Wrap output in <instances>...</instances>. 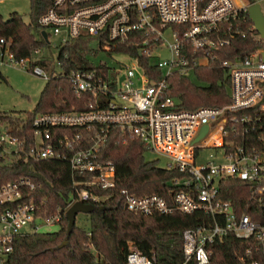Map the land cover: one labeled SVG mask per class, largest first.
Masks as SVG:
<instances>
[{"label": "built area", "instance_id": "2783aa9c", "mask_svg": "<svg viewBox=\"0 0 264 264\" xmlns=\"http://www.w3.org/2000/svg\"><path fill=\"white\" fill-rule=\"evenodd\" d=\"M48 1L49 6L37 18L47 37L50 33L60 35L62 44L81 34L99 35L104 41L100 49L107 53L114 52L118 43L137 45L139 54L149 57L163 76L147 74L137 57L126 53H121L126 60L115 59L116 66L107 63L106 69L70 70L67 77L71 88L77 97L87 95L86 107L35 115L31 121L34 142L30 146L5 127L0 129V157L68 159L72 172L85 176L74 180L75 185L83 186H76L70 205L75 201L98 202L102 196L88 185H116L113 162L100 159L98 151L109 128L117 126L139 137L147 149L168 158V167L187 173L172 181L187 188L172 191L171 200L157 193L138 195L121 189L126 209L147 215L203 210L213 216L211 225L184 231L182 264L189 259L195 264H218L211 260L212 249L206 244L227 234L246 242L238 256L239 264H264V219L238 210L231 200L219 195L218 186L222 178L238 177L252 184V198L262 201L264 197V136L252 144L228 139L233 131L228 128L231 122L264 125V39L250 16L251 22L245 28L249 6L258 5L264 15V0ZM251 30L256 32L253 35L259 45L244 56L219 63L228 73L229 103L181 109L166 93L169 74H188L206 65L215 59L219 49L229 46L235 37H246ZM164 48L169 55L153 60L155 51ZM39 51L36 48L28 56L17 58L10 50V40L0 37V66L23 64L46 81L50 73L30 64ZM203 125L207 129L198 138ZM82 128L93 131V142L73 149V144L81 140ZM65 129L72 132L61 134ZM201 148H211L215 154H210L207 164L198 165ZM39 186L26 176L0 186V204L8 203L0 211V264L5 260L2 256L12 252L17 235L59 223V212L39 215L35 199H22L28 190ZM129 248L124 264H157L154 257L143 254L136 246Z\"/></svg>", "mask_w": 264, "mask_h": 264}, {"label": "trees", "instance_id": "16d2710c", "mask_svg": "<svg viewBox=\"0 0 264 264\" xmlns=\"http://www.w3.org/2000/svg\"><path fill=\"white\" fill-rule=\"evenodd\" d=\"M31 11L28 22L20 14L12 12L6 20L0 14V37L10 40V50L17 57H26L36 49L47 46V39L41 35L37 18L49 6L48 0H30ZM246 15V14H245ZM251 20L245 18V28ZM247 30V28H246ZM252 32V34H251ZM251 30L246 37H235L231 44L216 52L215 59L193 70L195 83L188 74L171 73L166 77L168 89L183 109H196L200 106L217 107L230 101L227 70L219 65L222 59L244 56L259 45ZM101 36L81 34L71 37L59 45L58 64L60 72L54 71L53 61L48 56H38L31 66L39 65L50 73L45 81L34 107L26 111L6 112L0 109V125L8 133L25 141V146L33 144L32 119L38 113L64 110H81L86 107L87 95L77 97L67 77L70 70L103 68L105 61L95 62L103 44ZM118 53L137 57L144 71L152 77L161 78L163 72L150 60L141 56L137 45L118 43L114 47ZM97 64V65H96ZM264 100V98H263ZM233 131L228 139L238 143H257L264 136V125L252 126L241 121L228 124ZM248 128V129H247ZM247 129V131H246ZM69 133L72 130H61ZM71 131V132H70ZM79 142L73 149L93 142V131L82 128ZM92 138V140H91ZM107 139L101 143L99 158L111 160L115 169V187L102 188L88 185L102 196L91 212H88L90 227L73 225L68 232L66 209L75 195L74 180L83 179L84 174H74L68 159H28L22 156L0 157V186L20 176L30 177L39 187L30 189L22 199L33 198L39 215L59 212L61 219L56 230H33L15 237L13 250L2 264H124L130 246H136L143 254L154 257L157 264H182L184 231L204 224L213 223V216L203 210L193 212L173 211L167 214H142L124 207L121 189L138 195L157 193L171 200L172 191L183 190L185 185H174V178H183L187 173L176 167H161L156 160H147V147L139 137L124 133L119 127L109 128ZM86 185V184H85ZM219 195L231 200L238 210L250 213L253 218L264 219V197L262 201L252 198V184L238 177L219 180ZM7 204H0V211ZM66 242V243H65ZM245 240L227 234L208 242L212 249L211 260L218 264H239L238 256L245 248ZM187 264H195L189 259Z\"/></svg>", "mask_w": 264, "mask_h": 264}, {"label": "rangeland", "instance_id": "374dc122", "mask_svg": "<svg viewBox=\"0 0 264 264\" xmlns=\"http://www.w3.org/2000/svg\"><path fill=\"white\" fill-rule=\"evenodd\" d=\"M30 11V0H0V14L3 18H7L12 12H16L21 15L24 21L28 22ZM47 38V46L40 49L38 55L48 56L52 59L54 71L60 72L58 50L61 44V36L50 33ZM155 52L157 56L154 57L153 60H162L169 55V51H167L166 48ZM116 58L126 60V57L115 51L110 53L100 51L94 60L97 62V60L100 59L107 62L110 66H116ZM0 73V109L6 112L32 109L38 100L45 80L31 72L27 66L23 64L1 65ZM188 76L197 83L193 70L188 73ZM0 129L4 130V126L0 125ZM144 154L147 160L154 159L161 167L168 166L170 162L168 158L161 156L152 149H147ZM210 154H215L213 149L201 148L196 164H207V162L211 160ZM76 215L77 224L83 225L88 229L90 227V219L87 212H78ZM58 227L59 224L54 223L42 227L40 231L56 230ZM24 229L29 228L25 227ZM5 258L6 256L3 255L2 259Z\"/></svg>", "mask_w": 264, "mask_h": 264}, {"label": "water", "instance_id": "95a60500", "mask_svg": "<svg viewBox=\"0 0 264 264\" xmlns=\"http://www.w3.org/2000/svg\"><path fill=\"white\" fill-rule=\"evenodd\" d=\"M248 15L250 16L255 30L257 32H259L260 36L264 39V15H262L259 6L254 4L249 6L248 8ZM11 17H7L6 20H10ZM41 35L44 39H48L47 38V33L44 30H41ZM207 129V125H203L201 130H200V136L198 138L201 137V135L206 131ZM95 205L93 203L90 202H85V201H75L74 203H72L65 212V215L68 218V227H67V231L69 232L73 225L76 222V214L78 212H91L94 209ZM66 243V242H65Z\"/></svg>", "mask_w": 264, "mask_h": 264}]
</instances>
